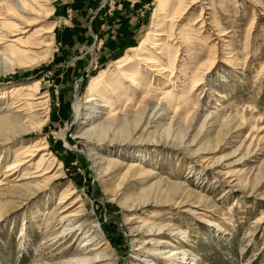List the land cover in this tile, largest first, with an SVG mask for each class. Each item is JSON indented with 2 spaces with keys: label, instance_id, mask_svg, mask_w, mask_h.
<instances>
[{
  "label": "rangeland",
  "instance_id": "374dc122",
  "mask_svg": "<svg viewBox=\"0 0 264 264\" xmlns=\"http://www.w3.org/2000/svg\"><path fill=\"white\" fill-rule=\"evenodd\" d=\"M0 123V264H264V0H0Z\"/></svg>",
  "mask_w": 264,
  "mask_h": 264
},
{
  "label": "bare ground",
  "instance_id": "6f19581e",
  "mask_svg": "<svg viewBox=\"0 0 264 264\" xmlns=\"http://www.w3.org/2000/svg\"><path fill=\"white\" fill-rule=\"evenodd\" d=\"M176 14V13H175ZM179 14V13H178ZM2 23V22H1ZM3 28V27H2ZM8 28V27H7ZM13 30V29H12ZM11 30V31H12ZM9 32V31H8ZM13 35V34H12ZM4 39V38H3ZM14 39V38H13ZM149 39V38H148ZM16 44V43H15ZM2 57V56H1ZM3 59L4 60H6V58L4 57V55H3ZM155 59V58H154ZM87 100V99H86ZM89 100V99H88ZM88 102V101H87ZM4 120V119H3ZM2 120V121H3ZM1 121V122H2ZM12 121V120H11ZM13 122V121H12ZM12 122H8L7 124H9L10 126H14V124L12 123ZM15 122V121H14ZM7 124L6 123H0V133L2 132V130H3V128H5V130H6V127H7ZM17 124H15V126H16ZM8 129H11V128H8ZM19 129V128H18ZM21 129V128H20ZM3 133H4V131H3ZM29 149H30V147H27V148H25L24 150H22L20 153H17L16 154V160H14L13 162H11V163H9L8 165H7V167H6V170H4L5 172L6 171H8V172H10V173H8V174H6V175H10V174H14L15 172H17L20 168H21V165H23L24 163H26V162H28L29 161V159H27V157L28 156H30V157H32L31 156V153H28L27 151H29ZM19 150H20V148H19ZM42 158V157H41ZM31 159V158H30ZM49 165V164H48ZM23 170V169H22ZM40 172L42 171V174H40V175H37V174H34V175H36V176H31V177H37V176H41V175H44L45 173H47L48 172V170L47 169H43V170H39ZM36 173V172H35ZM27 174H29V173H22V176H25V175H27ZM21 176V177H22ZM30 176V175H29ZM24 178H30V177H24ZM24 178H20V179H24ZM44 178V177H43ZM64 197H62L61 198V200H60V202H62ZM73 215H75V214H70V213H66L65 215H62V217H60L61 218V220H63V221H65V220H67L68 222H69V218H70V216H73ZM66 225H69V223L68 224H66ZM70 230L69 231H73L74 230V228H69ZM63 233V232H62ZM90 240V239H89ZM89 243L90 242H86L85 243V248L84 249H86V247H87V245H89ZM93 249H95V248H93ZM91 249H89V250H87V252L88 251H90ZM173 253H175L176 254V252H172V253H170L168 256H170V255H173ZM104 255V254H103ZM103 255H101V257H103ZM100 257V254H98V253H94V255L91 257V258H89L88 257V255H86V254H84V255H82L81 257H79L78 259H76V264H89V263H91V262H95V261H102L104 258H101ZM73 262V261H72Z\"/></svg>",
  "mask_w": 264,
  "mask_h": 264
}]
</instances>
